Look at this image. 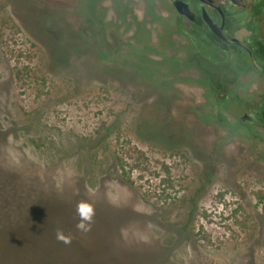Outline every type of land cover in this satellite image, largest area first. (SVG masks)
I'll use <instances>...</instances> for the list:
<instances>
[{
	"label": "rangeland",
	"instance_id": "obj_1",
	"mask_svg": "<svg viewBox=\"0 0 264 264\" xmlns=\"http://www.w3.org/2000/svg\"><path fill=\"white\" fill-rule=\"evenodd\" d=\"M263 96L169 0H0V264H264Z\"/></svg>",
	"mask_w": 264,
	"mask_h": 264
},
{
	"label": "trees",
	"instance_id": "obj_2",
	"mask_svg": "<svg viewBox=\"0 0 264 264\" xmlns=\"http://www.w3.org/2000/svg\"><path fill=\"white\" fill-rule=\"evenodd\" d=\"M257 12L261 13L264 17L263 6H261ZM178 25L181 29H187L180 20L178 21ZM202 25L203 24L198 19V23H195L193 30L190 31V33L196 37L197 45L195 46L198 55L204 56V59L214 66L223 67L227 70L237 69L241 72L255 69L260 75L264 76V40L258 42V44L260 43L261 45L259 44L255 47H251L252 54H249L239 45L225 43L216 37L212 31L206 27H202ZM257 37L263 38L261 34H257ZM49 40L51 41V38ZM237 81L238 77L235 76L212 83V92L221 106H226L230 99L227 86L235 84ZM252 112L255 113L258 119L257 122L261 123V126L264 127V96L258 102L256 111ZM256 198L258 204L261 205V216L264 219V190L258 191L256 193Z\"/></svg>",
	"mask_w": 264,
	"mask_h": 264
},
{
	"label": "flooded vegetation",
	"instance_id": "obj_3",
	"mask_svg": "<svg viewBox=\"0 0 264 264\" xmlns=\"http://www.w3.org/2000/svg\"><path fill=\"white\" fill-rule=\"evenodd\" d=\"M169 1L172 8L177 13V26L180 32L191 41L195 52L197 50L195 46L197 45V40L196 37L190 33V31L193 30L194 24L198 23V19L203 24L202 27H206L207 29L212 31L210 26L205 22L203 18V7L207 10L208 14L211 16L215 23L222 24V22L224 21V34L227 37H236L243 41L248 48H245L241 45L239 46L244 48L249 54H252L251 47L259 45L260 43L258 44V42L260 40H264V34L260 31L261 24L264 22V17L261 13L257 12L258 9L261 8V6L264 7V0H244L245 4H239L238 2H236L237 0H215L220 5L222 12L215 5L209 4V2L204 0H184L189 3L191 10L194 12V19H191L185 15H180L175 5L173 4V0ZM179 20L182 21L187 29H181L179 27ZM238 32L241 34L238 35ZM257 34H261L263 38L257 37ZM216 37L221 39L217 35ZM221 40L224 41L223 39ZM227 44L231 45L233 43ZM201 57L205 58L204 56Z\"/></svg>",
	"mask_w": 264,
	"mask_h": 264
},
{
	"label": "water",
	"instance_id": "obj_4",
	"mask_svg": "<svg viewBox=\"0 0 264 264\" xmlns=\"http://www.w3.org/2000/svg\"><path fill=\"white\" fill-rule=\"evenodd\" d=\"M209 2V4L215 5L217 8H219L221 10L220 5L215 1V0H204ZM235 1V0H233ZM236 2H238L239 4H245L244 0H237ZM173 4L175 5L178 13L180 15H185L191 19H194V12L191 10L190 5L188 2L184 1V0H173ZM203 18L205 20V22L210 26L211 30L217 35L219 36L221 39H223L225 42L227 43H233V44H238L241 45L245 48H248L247 45L241 41L240 39L236 38V37H227L224 32H223V28H224V21L222 22V24L219 23H215L213 21V19L211 18V16L208 14L207 10L203 7ZM222 12V10H221ZM242 121L244 122H248L251 124L257 123L258 119L255 115L254 112H245L244 115L241 117Z\"/></svg>",
	"mask_w": 264,
	"mask_h": 264
},
{
	"label": "clouds",
	"instance_id": "obj_5",
	"mask_svg": "<svg viewBox=\"0 0 264 264\" xmlns=\"http://www.w3.org/2000/svg\"><path fill=\"white\" fill-rule=\"evenodd\" d=\"M77 215L79 217L76 228L80 231L90 230L93 212L90 206L80 204L77 206ZM56 239L64 244L70 243V237L66 236L62 230H57Z\"/></svg>",
	"mask_w": 264,
	"mask_h": 264
}]
</instances>
